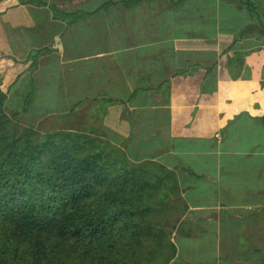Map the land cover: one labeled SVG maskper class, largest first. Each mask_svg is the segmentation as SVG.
I'll return each instance as SVG.
<instances>
[{
  "label": "crops",
  "instance_id": "obj_1",
  "mask_svg": "<svg viewBox=\"0 0 264 264\" xmlns=\"http://www.w3.org/2000/svg\"><path fill=\"white\" fill-rule=\"evenodd\" d=\"M40 1L4 0L53 40L27 114L74 110L165 178L166 264H264V0Z\"/></svg>",
  "mask_w": 264,
  "mask_h": 264
},
{
  "label": "trees",
  "instance_id": "obj_2",
  "mask_svg": "<svg viewBox=\"0 0 264 264\" xmlns=\"http://www.w3.org/2000/svg\"><path fill=\"white\" fill-rule=\"evenodd\" d=\"M5 101L0 92V264H166L173 257L164 177L129 163L89 126L68 127L74 110L40 132L13 124Z\"/></svg>",
  "mask_w": 264,
  "mask_h": 264
},
{
  "label": "rangeland",
  "instance_id": "obj_3",
  "mask_svg": "<svg viewBox=\"0 0 264 264\" xmlns=\"http://www.w3.org/2000/svg\"><path fill=\"white\" fill-rule=\"evenodd\" d=\"M23 2L27 3L28 0H24ZM10 8L12 9L4 0H0V10H2L0 11V16H5L0 19V26L2 27L0 28V92L6 94L5 113L13 124H17L18 127L25 128L29 126L32 128L34 127L40 132H48L58 128V117L61 119L63 115L58 116V114H56L43 121L37 122L36 119H32V116L27 114L28 108L24 115H22V112L25 110L24 108L27 107L25 106V100L28 93L31 91L30 80L32 79L31 76L34 70L33 69L31 72L29 69L31 62L34 61L37 64L41 61H47L52 57V52L50 50H52L51 42L53 40L48 32L50 28H19V30H15V28H4L10 26L6 23L4 18L11 20L17 16L15 14L11 16L9 11ZM79 16L81 17V14H79ZM29 18H33L34 21H40L42 16L41 14L39 17L34 15L33 17L25 16L23 20L25 24L28 23V20H31ZM46 40L50 43V50L49 52L47 51V53L43 52L41 47L39 48V44L44 42V44H46ZM32 45H34V48H32ZM82 116L83 115H81V117ZM79 117V113H74L73 111V115L67 117L70 120H66L65 124H67L68 127L71 126V124L76 126L79 123ZM62 118H64V116ZM33 121H35V125L32 126L31 124ZM163 254L164 258H166L165 253Z\"/></svg>",
  "mask_w": 264,
  "mask_h": 264
}]
</instances>
